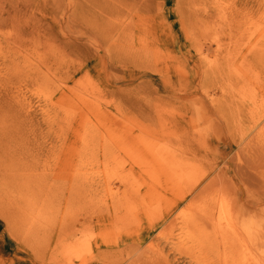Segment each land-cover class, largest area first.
Here are the masks:
<instances>
[{"label": "rangeland", "instance_id": "rangeland-1", "mask_svg": "<svg viewBox=\"0 0 264 264\" xmlns=\"http://www.w3.org/2000/svg\"><path fill=\"white\" fill-rule=\"evenodd\" d=\"M178 2L144 1L130 59L100 0H0V76L20 92L28 166L0 196V264H264V0L245 19L225 2L219 35L246 33L215 71Z\"/></svg>", "mask_w": 264, "mask_h": 264}, {"label": "bare ground", "instance_id": "bare-ground-1", "mask_svg": "<svg viewBox=\"0 0 264 264\" xmlns=\"http://www.w3.org/2000/svg\"><path fill=\"white\" fill-rule=\"evenodd\" d=\"M145 0H100L99 6L106 11L107 15L103 16V21L110 27V31L114 32L121 28L125 31V39H127L126 55L130 59L139 57V44L141 35L146 25L150 24L146 19L148 9ZM255 0H179L178 8L181 13V27L184 35L189 43L198 49L199 56L209 64V67L215 71L219 70V66L223 63H228L230 57L227 50L228 46L238 44L245 39L246 23L241 28V23L237 27L240 31L232 35H228L226 40L222 35H219L218 23L223 17V5L228 3V7L238 11L242 19L248 16L249 7ZM221 10V11H220ZM130 42V47L128 46ZM242 46L250 49V44L243 42ZM226 46V48L224 47ZM249 53H258L259 49L254 46L249 50ZM213 54L215 59L213 62H208V57ZM243 62H249L247 53H240ZM247 58V59H246ZM20 77V76H17ZM15 77V79L17 78ZM14 79L7 76H0V196L6 195L9 192L15 191L18 188H24L23 182L27 180V162L24 157L26 142H24V115L25 110L22 106L20 92L10 84ZM245 82H239L235 87L244 86ZM182 81H179V86H182ZM38 122V119H33ZM29 147H27L28 149ZM180 159H171V163H181ZM165 164H169L165 161ZM197 161L191 157L187 165H196ZM242 177L245 173H240ZM249 178L250 175L247 174ZM9 195V194H8ZM2 197V196H1ZM186 196L183 193H178L176 201H166L164 211L167 214H172L175 209L185 200ZM262 200L248 202L244 213L254 215L257 206H261ZM155 205V207H154ZM160 206L159 200L153 205L145 203L139 209L141 213H150L153 209ZM138 209V208H137ZM136 209V211H137ZM260 212H263L260 210ZM189 213L183 210L180 216H188ZM206 214L199 217L207 219L216 231H222L223 225L218 220L208 219ZM168 217V215H166ZM171 215H169V218ZM199 217L193 216L191 221ZM156 222V221H155ZM155 222H151L149 226L153 229Z\"/></svg>", "mask_w": 264, "mask_h": 264}]
</instances>
